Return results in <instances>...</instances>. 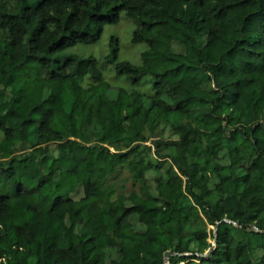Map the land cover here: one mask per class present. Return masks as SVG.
I'll return each instance as SVG.
<instances>
[{
  "label": "trees",
  "instance_id": "trees-1",
  "mask_svg": "<svg viewBox=\"0 0 264 264\" xmlns=\"http://www.w3.org/2000/svg\"><path fill=\"white\" fill-rule=\"evenodd\" d=\"M120 12L139 64L113 35L100 63L62 53ZM216 43L252 68L209 70ZM260 46L264 0H0V264H264Z\"/></svg>",
  "mask_w": 264,
  "mask_h": 264
},
{
  "label": "rangeland",
  "instance_id": "rangeland-1",
  "mask_svg": "<svg viewBox=\"0 0 264 264\" xmlns=\"http://www.w3.org/2000/svg\"><path fill=\"white\" fill-rule=\"evenodd\" d=\"M126 19V20H125ZM128 20V21H127ZM131 20V19H130ZM127 17L123 15L122 12H120V17L118 22L112 23V24H105L101 30L99 39L91 44H81L77 43L73 46H70L62 51V53L66 54H77L79 56H93L96 59H98L99 63L101 61V58L108 52V40L111 35L115 36L117 39V60H126L134 64L140 63V53L145 49V44L142 42L138 43H131L130 38V32L133 28V23L130 21ZM259 51L261 55L264 56V46L259 47ZM205 58L207 56L212 57L213 59H218L219 63L211 65L209 67V70L215 71H222V72H229L233 68H244V69H251L253 66V53H250L249 51H231L228 49V46H226L223 43H216L212 47L205 49ZM35 64L30 61H25L24 63L16 66L11 71L14 73H24L26 75H30L31 72L34 70ZM103 76L106 80H108L111 83L119 84V83H125L123 78H120L119 76H115L113 73V70L111 66H108L103 70ZM139 87V86H136ZM24 94V87L23 85H20L19 92L17 93V96H21ZM83 98V92H79L76 94V97L72 104V109L74 112H77L80 106V103ZM186 111H188V107L185 108ZM33 113L44 116L45 111L42 108L36 107L32 109ZM145 115L144 109H140L137 111V118L139 122H142ZM48 123V119L44 120V126H46ZM256 126H249L246 127V130L251 132L253 135L257 134L259 135V130L255 128ZM216 147L206 144L205 149L207 151H213ZM197 147L195 145H190L188 147L189 152H196ZM100 162L98 160H94L92 163V166L94 167L95 172L99 171L100 168ZM9 172L8 169L2 168L0 170V175L4 176L7 175ZM261 182H264V177L261 180ZM231 186L230 183H228L227 191H230ZM160 193L164 197H169V193L167 191V188L165 186H162L160 188ZM213 245V241H210ZM31 251L34 252L37 257V264H43L45 262V256L37 244H31ZM64 264H75L69 260H65ZM82 264V263H79Z\"/></svg>",
  "mask_w": 264,
  "mask_h": 264
},
{
  "label": "water",
  "instance_id": "water-1",
  "mask_svg": "<svg viewBox=\"0 0 264 264\" xmlns=\"http://www.w3.org/2000/svg\"><path fill=\"white\" fill-rule=\"evenodd\" d=\"M215 234V231L213 230V235ZM212 245V244H211ZM208 251H209V248L204 252V253H202V254H198V253H196V255H200V256H206V254L208 253ZM169 254H171V252L169 251V250H165L164 252H163V260H164V263L166 264V258H167V256L169 255ZM185 254H187V253H185Z\"/></svg>",
  "mask_w": 264,
  "mask_h": 264
}]
</instances>
